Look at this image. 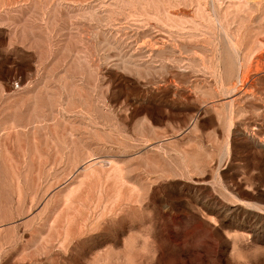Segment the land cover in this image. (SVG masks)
Listing matches in <instances>:
<instances>
[{
	"label": "rangeland",
	"instance_id": "rangeland-1",
	"mask_svg": "<svg viewBox=\"0 0 264 264\" xmlns=\"http://www.w3.org/2000/svg\"><path fill=\"white\" fill-rule=\"evenodd\" d=\"M0 264H264V0H0Z\"/></svg>",
	"mask_w": 264,
	"mask_h": 264
}]
</instances>
